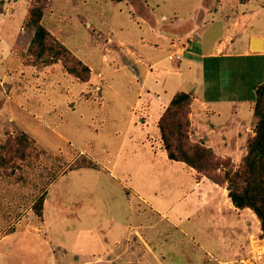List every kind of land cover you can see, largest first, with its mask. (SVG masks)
<instances>
[{
	"label": "rangeland",
	"instance_id": "1",
	"mask_svg": "<svg viewBox=\"0 0 264 264\" xmlns=\"http://www.w3.org/2000/svg\"><path fill=\"white\" fill-rule=\"evenodd\" d=\"M43 3V26L91 72L84 81L87 74L64 55L50 65L35 60L28 53L33 31L27 26L35 0H0V39L6 24L14 37L13 49L0 40V264H48L51 249L40 246L46 240L69 252L58 254L62 264H95L117 245L131 247V256L119 260L126 264H218L264 252L254 211L234 208L228 183L216 184L170 161L158 125L144 111L149 100L165 98L167 88L180 82L175 73L146 78L158 62L178 67L177 60H164L173 43L195 38L207 53L231 37L229 52L241 53L248 34L264 35V0ZM244 64L229 61L230 74L244 75ZM75 66L79 77L68 71ZM244 77L234 95L246 99L241 100L246 126L253 116L247 97L254 95L257 80ZM262 102L264 109V96ZM255 123L239 157L216 155L226 161L216 172L221 178L226 169L243 171ZM90 162L95 169L87 167ZM205 183L217 186L207 200ZM44 196L67 212L70 227L83 231L63 232L49 207L40 220L36 207ZM93 227L99 229L98 244L89 233ZM36 229L48 239L38 242ZM26 230L35 232L17 234Z\"/></svg>",
	"mask_w": 264,
	"mask_h": 264
},
{
	"label": "crops",
	"instance_id": "2",
	"mask_svg": "<svg viewBox=\"0 0 264 264\" xmlns=\"http://www.w3.org/2000/svg\"><path fill=\"white\" fill-rule=\"evenodd\" d=\"M235 25L238 26V24ZM8 26L9 25L6 24L5 28L7 27V29L5 31V34L3 33V38L0 40L2 41L1 43L4 45L3 47H5V49H13L14 37L11 35V30L10 28L8 29ZM254 38H260L263 40L261 51H254L251 49V42ZM195 42L197 45H194ZM233 42L234 41L232 40V38L228 37L225 43H220L215 47V49L207 53H204L203 42L201 40H196L195 38H190L188 42L184 44L173 43L171 46V54H169L164 60L173 63L169 60V56L180 53L182 55V58L175 64V66L178 67L176 69L168 68L167 66L162 67V63L164 61L158 62L155 64L156 66L154 71H152L149 67L146 78L154 72H157L158 77H161L164 73H166L168 76L172 73H175L174 75L179 76V81H186L187 85H183L180 82L176 83L175 86H177L178 89L176 88L172 90L171 87L170 91L169 88H167L169 81H165V83H163L161 86V91H165L166 88L168 89L165 92L166 97L164 98L161 96H157V100H149V103L144 111L145 115H147V120L152 121L158 125L159 119L170 104L174 95L181 91L190 93L193 97L190 114V136L192 141L211 148L215 152V154L220 157L235 159L239 157L240 153L244 152L243 147L245 142H247L250 137H253V135H250L249 133L251 131L252 121L254 120V103L256 99V91L258 87L264 84V35L257 33L248 34L246 40L243 41L240 45L241 47H244L241 53H237L236 51H234V54H231V52H229V45L233 44ZM12 53V57L14 58V51ZM184 58L187 59V61L183 64L182 62ZM4 59L7 60L10 59V57L7 56ZM235 60L243 61L245 63L243 71H247L244 75L241 76L237 75V73H231L232 76H235L237 80V82L234 83L236 85H232L230 77L231 74L227 64L229 63V61ZM200 70H202L203 77H201L199 73ZM250 73L254 75L252 79L253 81L257 80V84L254 85V95L248 94L247 97L249 102L253 103V116L251 121H249L245 126L241 122V112L243 109L241 100H243L244 102L246 99L235 96L234 94H238V92L241 91L242 85L240 83H244V81L246 82V78L244 76H246L247 78H251ZM207 82H209L210 84L209 88L207 87ZM185 86H187V89H183L186 88ZM164 153L167 156L165 150ZM204 185L205 187H207L208 191L203 193V196L205 199H208L209 194L212 191L217 190V186L211 183H205ZM51 186L52 184L50 185V187ZM47 195L48 193L46 194V196ZM48 207L52 208L51 216L55 218L54 224L56 225V227L57 224L62 225V228L60 229L63 232L74 230V233H76L78 228L79 230L77 233H81V231H83L78 225L74 226L73 228L70 227L69 224L72 223V220L70 216L64 215V213L67 212L63 211V208H61L60 206H51V204H49L47 201L44 202V217L47 216L46 212ZM234 208L236 209V207ZM78 220L81 222V218H79ZM33 231L26 230L17 234L32 235L36 231L34 238L37 239L38 242L40 241V238L48 239L47 234L44 233L45 235L43 236L40 229H36L34 232ZM97 231H99V229L93 227L89 233L92 236V239H96L93 241V243L98 244L99 238L97 235ZM44 243L46 246H43V243L40 244L42 248L48 247L49 249H51V251L46 252V254L52 255V257L48 256V264H62L60 257H57L58 254H62L63 256L69 254V252L61 246H55L53 242H50L48 240L44 241ZM130 250L131 247L128 245H117L114 247L111 246V248H109V250L105 254V256L110 254L107 257L108 259L98 258L95 261V264H126L124 262H120L119 260L123 259L126 255L131 256ZM71 254L73 257H77L75 253ZM211 258L214 259V256L211 255ZM109 259H111V261H113L114 263H110ZM237 260H239V258L230 261ZM216 261L217 260H215V262ZM219 261L226 262L224 260ZM219 261H217L218 264H220ZM85 264H91V262H86Z\"/></svg>",
	"mask_w": 264,
	"mask_h": 264
},
{
	"label": "trees",
	"instance_id": "3",
	"mask_svg": "<svg viewBox=\"0 0 264 264\" xmlns=\"http://www.w3.org/2000/svg\"><path fill=\"white\" fill-rule=\"evenodd\" d=\"M122 2L123 0H113ZM43 0H35V4L29 9L28 28L33 31V37L28 50L29 55L35 60H43L45 65H50L65 56L66 62L69 59L90 78V68L80 59L72 55L71 51L64 46L52 33L43 26L44 18ZM75 67L68 68V71L79 77V71ZM264 96V84L256 91V106L254 107V119L256 136L250 140L248 154L244 159V169L240 173L227 170L223 178L216 174L225 167V162L216 159L215 152L202 144L195 143L190 137V114L193 97L187 92H178L174 95L163 115L159 119L158 128L160 131L163 148L167 158L172 162L183 163L194 169L199 175L207 177L212 182L229 184V198L233 205L242 210L250 208L261 220L264 232V109L262 97ZM88 168H96L90 162ZM77 169V168H73ZM70 169V170H73ZM45 196L38 201L36 215L40 220L44 218Z\"/></svg>",
	"mask_w": 264,
	"mask_h": 264
},
{
	"label": "built area",
	"instance_id": "4",
	"mask_svg": "<svg viewBox=\"0 0 264 264\" xmlns=\"http://www.w3.org/2000/svg\"><path fill=\"white\" fill-rule=\"evenodd\" d=\"M182 55L180 53H176L174 55L169 56V60H177L180 61ZM264 259V252L254 253L247 258H241L237 261H229V262H220V264H261Z\"/></svg>",
	"mask_w": 264,
	"mask_h": 264
},
{
	"label": "water",
	"instance_id": "5",
	"mask_svg": "<svg viewBox=\"0 0 264 264\" xmlns=\"http://www.w3.org/2000/svg\"><path fill=\"white\" fill-rule=\"evenodd\" d=\"M262 39L254 38L251 42V49L254 51H261L262 50Z\"/></svg>",
	"mask_w": 264,
	"mask_h": 264
}]
</instances>
